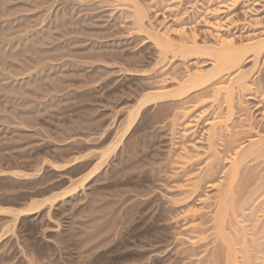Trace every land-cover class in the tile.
Here are the masks:
<instances>
[{
  "label": "rangeland",
  "instance_id": "1",
  "mask_svg": "<svg viewBox=\"0 0 264 264\" xmlns=\"http://www.w3.org/2000/svg\"><path fill=\"white\" fill-rule=\"evenodd\" d=\"M156 39L174 42L163 49ZM228 39L235 46L264 39V0H0V45L10 43L0 63V170L34 171L27 179L0 175V206L41 203L27 216L0 214V264H211L220 244L212 213L231 163L227 145L264 134V52L254 67L248 53L240 69L209 85L154 100L122 139L119 127L143 93L175 89L190 73L209 70L210 53L201 47ZM38 59L61 72L42 77ZM248 68L247 89L235 92L243 109L232 115L241 127L210 140L213 119L227 113L216 84ZM232 131L238 134L229 138ZM112 138L119 145L91 181L50 208L43 204L94 170ZM209 144L221 158L219 185L205 177L196 189L213 158ZM81 153L82 162L62 170L49 163ZM244 166L232 190L246 194L229 200L224 227L235 264H264V159Z\"/></svg>",
  "mask_w": 264,
  "mask_h": 264
},
{
  "label": "bare ground",
  "instance_id": "2",
  "mask_svg": "<svg viewBox=\"0 0 264 264\" xmlns=\"http://www.w3.org/2000/svg\"><path fill=\"white\" fill-rule=\"evenodd\" d=\"M140 12H141V15L138 17V21L141 22L144 14H145V11L144 10H140ZM42 20H44V19H41V22H43ZM39 33L40 32L38 30V34ZM28 39H29V37H28ZM41 39L42 38L39 37V35H38V42H40ZM34 40L36 42V39H34ZM156 41H157V39H156ZM164 41H165L164 42L165 44H163L162 41L161 42L159 41L160 43L157 41L156 42V45L157 46L160 45V46H162L163 49H166V48H170V46L172 47V42H174L172 40L170 41V40H166V39ZM181 42L182 41H179L178 40V43H181ZM193 42H194L193 44H195V41H193ZM8 44H10V43H8ZM8 44H6V45H8ZM6 45H3V44L0 45V63L4 62V60H3L4 57L6 55H8L7 54L8 52L5 50L6 49ZM181 45H185V44H180V46ZM164 47H166V48H164ZM180 48L181 47H179V52L182 49L185 51V53L191 51L188 48H185V49L182 48L181 50H180ZM201 48H203L204 50H206V51H208L210 53L211 62H212L211 68L209 70L205 71V72H192V73H190L188 75V77L185 78L183 81H181L175 89L166 90V91L165 90L164 91L161 90V91H155V92L148 91V92L143 93L140 97L136 98L135 103L133 105H131L130 107L127 108L126 118H125V122H124L125 125L123 127H119L120 129L123 128V130L121 129V133H120V130L119 131L116 130L117 131V134L120 133L121 139L124 136H126L127 133H129L128 131L135 124V122H136V120L138 118V115L140 113L141 108L149 105L154 100L160 99V98H164V97H170V99H171V97L172 98L175 97L176 99H174V100H177L182 95H184V93H186L187 91H190V89H192V88L193 89H196V88L199 89V88L205 87L207 84L209 85L210 82H213L214 80H216L224 71H228V70L234 69V68H235V70L236 69L237 70L240 69L241 63H242L245 55L248 54V53L251 56V59L253 61V64H252L253 67L256 66V64H258L259 59H260V57L262 56V54L264 52V39H258V40L254 41V42H251V43H249L247 45H243V46H235L233 44L232 40L228 39V40H221L218 45H214V46H202ZM195 49L197 50L198 47L197 48H195V47L192 48L193 51ZM176 50H177V47H176ZM176 50H174V51H176ZM183 52H182V54H183ZM52 57H54V56H52ZM41 60H43V59H40V60L38 59V67L42 68V72H44V74L42 75V77L45 78V77L57 76V74L61 72L60 71V68L57 67V66H55V64H50L49 63V64H46L45 65V64H42V61ZM40 61H41V63H40ZM47 65H48V67H47ZM45 67H47L48 70ZM40 68H38V80L40 79V77H39L40 76L39 75ZM252 68L251 69L248 68V70L239 72L238 75H236L233 79H231L229 81V83L227 82L228 84L227 83L226 84L225 83L224 84H221V83L216 84V87L214 89L215 98L219 96L220 92H224V94H225L224 95V101L227 104V107H226L227 113H226V116L225 117H215L213 119V121L211 123V128L209 130V138H210V140L213 139L215 136L220 135L224 131L228 130L230 126L232 128L241 127V121L242 120L239 118L236 121H233L234 118L232 117V115L235 114V109H236V111L238 110V108H239V110L243 109V106L241 105L242 102H238L236 100L235 92L240 91V90L247 89L248 77L252 73ZM48 71H51V72L49 73ZM6 85H4V86H6ZM10 86H12V85H9V87ZM18 87H16V88H18ZM56 90H58V89H56ZM81 96H83V95H81ZM181 113H182V116L187 114L186 112H181ZM179 114H180V112L178 113V115ZM228 120H231V124L232 125L227 123ZM243 120H247V119H244L243 118ZM245 125L251 126V124L249 125V124H246V123H245ZM245 125H243V123H242V126L245 127ZM251 130H252V128H251ZM115 134H116V132H115ZM236 134H238L237 131H232L231 133L228 134V136H229V138H233V137L236 136ZM117 137H118V135H117ZM251 139L252 138H249L248 139V142L246 144H244V145L241 144L243 146H241L240 144L232 145V143L229 142L228 145H227V148L225 150V151L228 152V156L227 157H228V159H230L231 163L229 165L230 167H229L228 171H225L224 172L225 173L224 174L225 176H223V177L226 180L225 187L223 186L224 187L223 190L222 191L220 190L221 193L217 196V202H216V206L217 207L215 206V209L216 210L215 211L213 210L214 213H212L213 226L216 229V231H215V234H216L215 237L216 238H213V239L215 241H217L216 239H220V242H219V240L217 241V243H220V244L218 245L217 249L214 251V254L211 255V256H213V258L211 259L212 260L211 261V264L212 263H217V264L218 263H221V264H235V263H237V261H236V258L237 257H236V254H235L236 251H234L235 249L233 250V248L231 246V244H232L231 242H233V241H230L232 239H231L230 234H228V232L226 231V229L224 227V225H226V224H224V223L225 222L226 223L228 222L227 221V219H228L227 216L230 214L229 213L230 206H229L228 203L231 202L230 204H232V202L235 201L237 198H240L242 196L244 197L245 194H246V193L244 194V191H242V190H237V188H236V191L235 190H232L233 189V185H232L233 182L237 180L238 176L242 172L241 171L239 173L240 169H242V167H245L244 165H245V163L247 161H252V160H255V159L258 160V158H260V159L262 158V160L264 159V134L258 135L256 139H254V138L252 140ZM112 140H113V138H112ZM116 140H118V138ZM118 145H119L118 144V141H115V139H114L112 143H109V146L107 145L108 146L107 148H104V149L102 148V150L99 151V154H98V157H97L99 159H98L97 163L95 162L96 163V166H95V169L94 170H92V171L89 170L90 172L88 174L82 176L81 178L79 176L80 179L78 178V180H76V181L72 180V178H71L70 180H72V181L70 183L69 189L66 188L67 190H65V192H63V193H61L59 195L49 196V197L45 198L43 200V204H44V202L45 203L48 202L49 208H50L51 206H53V204H55L59 200V196H60V198H65V197H68L70 195H73L79 189L83 188V186H85L86 183H88L89 181H91L94 178L95 173L97 172V171L95 172V170H96V168H98L99 164H103L102 161L108 156V154H110L111 152H113L117 148ZM209 145H210L209 147L212 149V154L211 155L213 156V158H212L211 162L209 163L210 165H209V168L207 169L206 173L203 176H198L197 179L194 178L195 179V181H194L195 184L193 186H195L196 189H198V187L200 186L199 184L202 183V179L204 181L205 177L206 178H209L205 182H210L211 187L214 188L216 186V184H218L217 181L219 179L217 178L218 180L216 181V178L214 176L217 173L219 167H215V165L216 164H219L221 158L219 156L218 150L217 149L215 150L213 148V145L212 144H209ZM84 158H86V157H84V155H82V153H81V155H78L76 157H73L72 160L71 161H68V162L58 163V162H55L53 160L52 161L49 160V163L56 170L57 169L62 170V169H65L67 167H70L71 165H73L75 163L82 162L84 160ZM249 159H251V160H249ZM245 168H244V170H245ZM33 172H27V171H24V170H21V169H18V168H12V169H7V170L1 169L0 170V175L3 176V175L6 174V176L7 175H9V176L11 175V176H14V177L15 176H20V177H23V178L24 177L25 178L26 177L27 178L28 177L30 178L32 175H34ZM201 175H202V173H201ZM241 175H242V173H241ZM241 175L239 176L240 178L242 177ZM263 182H264V180H263ZM239 183H238V186H239ZM243 183L241 185L242 188L244 187L243 186ZM245 183H247V181ZM241 186H239V189H242V188H240ZM245 188H247L246 184H245ZM229 200H230V202H229ZM33 202L34 201L30 202L29 205L26 206V207H19V208H16V209H11V207L9 208L7 206L6 207L5 206H0V214L5 213V212L6 213L7 212H12L18 218L19 216L24 215V214L26 215V214H30V213H36V211H39L41 209V206H40L41 203L35 206V204L33 205ZM188 210L189 211H193L191 209H188ZM199 211H200V209H199ZM195 212H197V211H195ZM200 213H202V212H200ZM233 217H234L233 218L234 219V224L237 225L238 224V221H237L236 216L234 214H233ZM13 220H14V218H13ZM211 228H213V227H211ZM201 229H203V228H201ZM201 229H200V231H201ZM208 229H209V227H208ZM206 230H204V231H206ZM233 233H234V231H233ZM211 256H210V258H211ZM208 260L210 262V259L209 258H208ZM246 261H248V260H246ZM244 263H245V261H244Z\"/></svg>",
  "mask_w": 264,
  "mask_h": 264
}]
</instances>
